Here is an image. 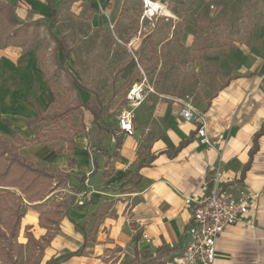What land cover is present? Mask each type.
<instances>
[{
  "label": "crops",
  "instance_id": "crops-1",
  "mask_svg": "<svg viewBox=\"0 0 264 264\" xmlns=\"http://www.w3.org/2000/svg\"><path fill=\"white\" fill-rule=\"evenodd\" d=\"M2 1L15 5L18 18L29 23L10 27L13 32L0 48V132L5 134L13 129L32 138L33 127L29 122L36 117L35 103L46 111L58 99L44 77L34 46L26 44L23 28L29 32L41 27L48 30V19L56 17L54 32L60 33L71 45L61 32L62 27H80L84 22L85 26L97 29L102 13L106 15V26L111 31H106L105 37L90 38L96 47L70 46L72 52L64 67V52L52 40L54 62L83 102L95 93L100 94L79 81L66 64L85 54H94L95 59L117 60L121 53L125 54L123 45L134 54L153 32L144 34L145 28H151L144 21L139 23L138 31L130 30L135 27L131 25V18L136 9L142 8L144 20L148 18L144 0ZM210 1L162 0L158 4L178 19L174 23L178 26L190 14L194 17L197 7ZM246 1L254 14L249 23L246 18L241 21L247 27L253 24L254 29L251 35L240 32L234 37L217 38V43L233 40L236 47L217 58L216 65L222 66V76L229 78L208 101L199 100L197 80L185 84L178 93L165 88L156 92L150 84L134 82L133 88L139 92L131 104L135 133L128 136L120 132L122 147L115 156L116 140L96 130L91 112L83 110L78 128L74 127L75 121L70 115L66 117L71 129L65 133L73 140L74 149H69L67 137L66 149H51L44 158L49 164L47 168L52 166L67 173V186L42 201L28 203L21 223L24 244L28 242L27 233L37 241L52 236L45 245L40 264L80 249L81 254L58 264H146L151 261L179 264L192 223L193 207L211 193L216 183L221 192L236 201H246L248 207L240 221L217 240L216 264H264V134L259 137L258 150L251 159L255 136L264 128V6L262 0ZM221 2L229 4L230 0ZM181 3L192 5L187 16L176 12ZM199 12L197 9L196 13ZM84 14L92 17L90 23L86 24ZM196 30L192 21L185 24L180 41L191 44L193 40L188 35L194 38ZM173 38V35L163 41L159 38L156 43L165 45ZM212 66L207 68L210 75H213ZM132 72L134 69L128 75ZM165 85L168 86L164 80ZM119 97L114 99L118 101ZM186 106L200 113L203 121H186L181 116ZM17 115L23 116L20 122L12 117ZM16 122L21 128L16 127ZM202 127L208 144H203L198 136ZM184 143L171 157L170 153ZM146 146L156 155V160L139 171V179L138 156L140 148ZM61 202H74V206L67 213L62 208L57 224L48 228L40 226L41 214L56 216L53 203ZM101 209L104 212L99 214Z\"/></svg>",
  "mask_w": 264,
  "mask_h": 264
},
{
  "label": "rangeland",
  "instance_id": "rangeland-1",
  "mask_svg": "<svg viewBox=\"0 0 264 264\" xmlns=\"http://www.w3.org/2000/svg\"><path fill=\"white\" fill-rule=\"evenodd\" d=\"M150 1L153 3L156 2L157 5L162 4L160 2L162 0ZM246 3V0H230L229 4H223L221 0H211L210 4L207 5L206 3H203L202 6L197 7L200 12L197 14V9H195L193 14L194 17H191V14L187 16L188 12L192 11L190 8L192 5H190V3L189 5L181 3L178 5L179 10H176V12L178 15H186L187 18L181 20L178 26L174 25L178 20L177 18L175 19L174 16V19L163 17L161 16L160 11L155 16L148 17L144 20L143 15L145 14L143 13L142 8L136 9V12L131 18V25L132 27H135L130 30L134 31L137 29L138 31L141 28L139 23H143L144 21V25L150 24L151 26V28H145L147 30L144 31V34L153 31L144 39V43L140 46V49L138 48V52L133 54L123 45L122 48L125 50V54L121 53L120 58L117 60L95 59L94 54L92 56L91 54H85L81 59L78 58V60L75 59L69 61L66 64V67L72 70L78 80L84 85L89 86L90 89L99 93L100 97L105 100V102L112 98V94L114 93L113 89H115L114 87H120V85L127 80L129 76L128 72L131 69H134V82L137 83L143 81L146 84H150L156 92L165 88L169 92L178 93L185 84L190 83L191 81L195 83V80H197L199 100L208 101L229 78L228 76H222V66L217 67L216 65L218 62L217 58L221 57L222 54L231 53L234 47H236L233 40H226L225 43H217V38L222 39L223 37L228 36L234 37L240 32H242L241 34L251 35V30L254 29L253 24H251L252 21H250L251 28L247 27V24L244 25V22L241 21L246 18L247 23H249V20H252L253 16L251 14H254L253 8L249 7ZM262 3L264 6V0H262ZM143 4L144 8H146L145 0L143 1ZM196 6L193 8H196ZM90 13L91 12H89V14ZM89 14H84V16L87 17L85 20L88 21L86 24L90 23L92 20V17ZM102 15L101 23L97 26V29L85 26L84 22H81L82 26L80 27L78 25L75 27H62L61 32L65 33L66 38L71 43L70 46L78 48L80 45H83L84 49L88 47H96L95 43L90 41V38L95 35L105 37L103 34H106V31H111V28L106 26V15L104 13H102ZM190 21H192L197 27L194 36L195 39L192 38L193 35H188V39H190L191 36L193 42L187 44V41L183 44L179 37L183 33V26ZM22 30L25 31L24 35L27 37L25 38L27 39L26 44L30 43V45L34 46V50H36L38 54L41 69L44 71L45 79H48V82H50L54 97L60 98L64 103H73L77 94L70 86L69 81L65 78V74L60 69V66H57L54 62V43L47 27H41L38 29L34 28L33 32L32 30L29 32L28 28H23ZM11 32H13V30L10 29V27L7 29L3 28L1 31L3 43ZM170 35L174 36L171 42L165 45L156 43L157 39L159 40L160 38L161 41H163L170 38ZM145 43H155L153 46L157 50V56H154L156 50L151 51L150 47H146L148 44ZM99 47H101V45H99ZM141 49H146L143 54ZM232 62L233 61H231V63ZM210 65H213L212 67H214L212 70L213 75L207 73V68H209ZM164 80L168 86H163ZM133 86L134 84L127 90H124L118 101L113 99L111 102L113 110L116 109V111H118L117 109L120 107L119 105L122 106L124 102L127 103L122 111L117 113L118 119L124 110H132V101L130 102L129 95L132 94L131 91ZM138 94L139 93L136 92V95L133 93L132 96L136 97ZM58 106L59 104L52 103L46 111L52 113L57 110ZM70 116L73 118V121H75L74 127L78 128L80 115L71 114ZM12 117H14V120L20 122L23 116L17 115ZM66 117H64L60 123V126L62 127L61 129L64 132L66 129H71L70 126L67 125L68 123H66ZM16 127L21 128V124L16 122ZM48 131H54L52 125H47L46 123L39 124L33 127L32 138L40 132L43 133V135H46V132ZM20 134L26 141H28L26 147L21 151L22 154L29 162H32L39 167H48L47 165L49 164L45 162L44 155L49 150L61 151L68 147L65 138H60L58 141L54 142H48L47 137L44 136L37 142H29L32 138L26 137V135L22 133ZM63 136L64 135H61L60 137ZM49 168L51 170L55 169L52 166ZM12 191L16 193L15 189H12ZM23 198L25 201L22 206V212H24L28 203L32 204L28 197ZM11 203L13 204V202ZM7 219L8 214L6 213L4 220L7 222ZM6 222L4 228L6 229V234L9 235L8 225H10V223ZM8 242L9 244L6 251L0 249V264H37L39 258L42 259L43 257V251L45 248V242L43 239L42 241L36 240L38 244H28V242H26L27 244H24L23 234H21L20 230L18 240H11V237H9L7 243ZM16 245H19L20 252Z\"/></svg>",
  "mask_w": 264,
  "mask_h": 264
},
{
  "label": "trees",
  "instance_id": "trees-1",
  "mask_svg": "<svg viewBox=\"0 0 264 264\" xmlns=\"http://www.w3.org/2000/svg\"><path fill=\"white\" fill-rule=\"evenodd\" d=\"M48 22L50 23L48 28L50 37L55 41L56 46L60 47L64 52V60L62 65V67H64V63L68 61L72 52V48L65 37H63L58 32H54L53 27L57 23V18H50L48 19ZM18 24L28 25L29 23L21 21L18 18L15 5H10L5 1L0 0V48L3 45V38L1 35L3 28L7 29L8 27L16 26ZM145 44H148L146 47H150L151 51L156 50L152 43ZM141 50L143 54L146 49ZM154 56H157V50L155 51ZM65 71L70 76V78H74L73 75L71 76L69 71L66 69ZM134 78L135 76L132 72L128 76L127 80L122 85H120V87L113 89L114 95L110 100H108V103H105L100 95L96 93L94 94L93 98H90L85 102H83L81 98L77 96L74 102L70 104L64 103L60 98H58L54 100V104H59V106L57 110L53 111L52 113L43 110L39 104L35 103L34 106L36 110V117L29 122V126L34 127L39 124L46 123L47 125H52L54 131H48L46 132V135H43V133L40 132L29 142H37L41 137L44 136L47 137L48 142L58 141L60 138H65L66 141L68 137L67 142L69 143V149H74L73 140L67 133L62 131L60 123L64 117H68L71 114H77L82 117L83 110H86L91 112L94 116V126L96 127V130L106 132L110 137L112 136L116 140V149L113 155L115 156L117 154V150L122 147V136L120 133L122 131L119 127L117 113L121 112L127 103L124 102L122 106L119 105L120 107H118V111H116V109L113 110L111 102L117 95L120 96L124 90H127L133 85ZM5 123L8 127H11V124L8 121ZM262 134H264V128L255 136V145L251 150V159H253L254 154L258 150V139ZM61 135L64 136L60 137ZM26 143H28V141H26L21 136V134L15 130H12L10 134L0 132V249L3 251L7 250L9 244V242L7 243V240L9 237H11V240H18L22 219L24 218L22 206L25 199L23 197H28L31 202H39L44 200L57 189H64L67 186L68 175L64 170L58 168L51 170L47 167H39L26 159V157L21 152L22 149L26 147ZM185 144L186 143L182 144L179 149H176L173 153H170V156H175L177 152L183 146H185ZM141 148L138 156L136 171L139 179V171L146 166H150L156 160V155L150 153L149 146ZM103 152H105L107 155L109 154V151L103 150ZM72 163L73 162H71V164ZM127 175L129 176V173H127ZM12 189H15L16 193L13 192ZM11 202H13V204ZM73 206L74 202L71 204L62 202L53 203V207L55 208L54 215L56 216H52L51 213L47 212L42 213L40 216V226L48 228L49 225L57 224L62 217L59 215V219L57 218L58 214L62 213V208H64L67 213L68 210ZM101 212H104V209L98 211L99 214ZM6 213L8 214L7 222L4 220ZM5 222L10 223V225H8L9 235L6 234L7 232L4 228ZM49 238H52V236L48 235L43 238L45 245L47 242H49ZM27 239L28 244H38L31 233H27ZM16 246L20 252L19 245ZM169 252H171V249H169ZM79 254H81V249L75 253H70L66 256L52 259L47 264H58L62 260ZM162 256L163 251L161 252L160 257ZM41 261L42 259L39 258L37 264H40ZM146 264H155V262L151 261Z\"/></svg>",
  "mask_w": 264,
  "mask_h": 264
},
{
  "label": "built area",
  "instance_id": "built-area-1",
  "mask_svg": "<svg viewBox=\"0 0 264 264\" xmlns=\"http://www.w3.org/2000/svg\"><path fill=\"white\" fill-rule=\"evenodd\" d=\"M145 5L147 8V3ZM135 91L133 88L129 95L132 103L135 102L132 96ZM181 116L188 122L203 121L201 114L190 106L182 109ZM133 118L132 110H124L119 117V127L128 136L135 133ZM198 136L202 138L203 144H208L204 127L198 131ZM247 212L246 201L232 199L226 192H221L216 183L211 193L193 207L192 223L187 231V243L179 264H216L217 240Z\"/></svg>",
  "mask_w": 264,
  "mask_h": 264
},
{
  "label": "bare ground",
  "instance_id": "bare-ground-1",
  "mask_svg": "<svg viewBox=\"0 0 264 264\" xmlns=\"http://www.w3.org/2000/svg\"><path fill=\"white\" fill-rule=\"evenodd\" d=\"M147 3V17H153L156 14H158L161 11V15L164 17L172 18V14L169 13L164 7H161L160 5L152 3L150 0H146ZM139 93V92H138ZM136 95V91L134 92Z\"/></svg>",
  "mask_w": 264,
  "mask_h": 264
}]
</instances>
